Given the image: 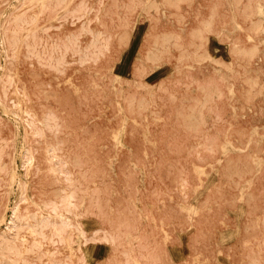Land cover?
<instances>
[{"label":"rangeland","instance_id":"rangeland-1","mask_svg":"<svg viewBox=\"0 0 264 264\" xmlns=\"http://www.w3.org/2000/svg\"><path fill=\"white\" fill-rule=\"evenodd\" d=\"M45 1L46 9L0 0V130L9 138L0 230L14 205L37 214L30 199L58 200L67 183L50 169L42 139L25 134L20 109L30 106L52 124L75 210L94 225L132 219L156 264H264V13L256 0ZM252 123L261 125L253 131ZM3 161L14 164L11 181ZM19 234L24 252L7 250L2 264H80L75 243L50 232L32 243L26 226ZM71 239L84 244L76 232ZM170 245L185 246L186 260L181 249L169 259ZM114 259L126 257L116 251Z\"/></svg>","mask_w":264,"mask_h":264},{"label":"bare ground","instance_id":"bare-ground-1","mask_svg":"<svg viewBox=\"0 0 264 264\" xmlns=\"http://www.w3.org/2000/svg\"><path fill=\"white\" fill-rule=\"evenodd\" d=\"M32 1L38 2L43 9H46L47 6H49V3L45 0ZM61 1L62 0H58L56 4L52 6H58L59 4L63 6ZM260 1L261 0H256L254 2L255 12L258 14H263L264 3ZM78 3L81 7L87 5L86 0H79ZM99 3H102V1L100 0ZM67 10H69L70 13H73L75 10H77V7H70ZM194 12L196 14L201 13L199 5H195ZM162 15H166L164 10L162 11ZM95 17L96 19L100 17L99 8L98 10H96ZM97 33L102 35V30H98ZM67 47L68 45H66L65 49ZM218 83V80H213L214 86H217ZM225 84L227 85L229 91H232V80L226 78ZM25 93V90H23V94ZM16 103L19 106V97L17 98ZM20 110L23 113L25 112V115L23 116L25 134L38 135L40 139H42L45 158L50 166V169L55 174L59 176L61 175L64 179H66L67 183L61 187L62 194L58 196V200L56 198H46L41 200H37L34 198L30 199L31 203L36 206V209L38 211L37 214L29 211L21 212L17 205H14L12 207L9 221L6 224V229L0 230V264H2L3 260L8 261V257L6 255L7 250L9 252L11 251L13 255H19L24 252L25 249H20L16 245V239L21 237V234H19V229L22 226H26L29 234L33 237L32 243H34V241H37L39 243L38 237L39 239L43 237L45 238L46 232H50V240H54L53 236H56L58 240H64V242H67V244L72 249H74V246L72 244L75 243V252L80 264H116L114 259L116 251H119L126 257L125 261L122 264H156L157 257L148 254L149 252H145L142 249L144 246L142 247L143 244H141L139 240L140 233L138 231L137 225L134 224L132 219L127 218L121 220L119 224H113L112 221L109 220L108 222H100L94 225L91 219V215H88L86 211L80 212L75 210V186L72 183V170L70 168L68 169L67 167L69 166V160L63 158L57 152L58 141H54L48 136L49 130H51L52 128V124H48L49 121L47 116L43 115L39 117L30 106L25 107V109L21 107ZM218 117L221 118V115L218 114ZM260 125L261 124L252 123L251 128L254 131L255 129H257L256 127ZM51 133L54 134L53 131ZM8 139L9 138L7 136H3L2 131L0 130V161L3 154L8 153L6 152V150H4L6 144H8ZM251 140L252 138L251 136H249L246 139V143H250ZM230 147L241 149L240 146H233L232 144L230 145ZM34 162L35 157L33 154H30L26 161H23L26 173L31 170ZM6 163L5 161L2 162V164L6 165L4 170L6 171L8 178L11 181L15 176H17L14 169V164L10 161L8 165ZM1 200L2 198H0V201ZM74 232L82 235L84 244L78 245L74 239H71ZM178 237L181 244L184 245L185 238L183 234L180 233ZM120 239H123L125 241L126 248L120 249V246H122ZM22 241H25V239H22ZM167 247L168 248L166 249V252L169 259H171V251L174 255H178L181 250L183 252L185 251V260L189 254V250L187 251L185 246L180 248L179 245H170ZM14 261L15 258H11L10 262Z\"/></svg>","mask_w":264,"mask_h":264}]
</instances>
